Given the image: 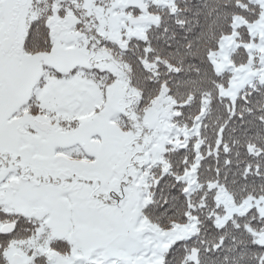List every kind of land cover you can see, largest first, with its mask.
<instances>
[{
  "label": "snow or ice",
  "instance_id": "obj_1",
  "mask_svg": "<svg viewBox=\"0 0 264 264\" xmlns=\"http://www.w3.org/2000/svg\"><path fill=\"white\" fill-rule=\"evenodd\" d=\"M0 264H264V0H0Z\"/></svg>",
  "mask_w": 264,
  "mask_h": 264
}]
</instances>
